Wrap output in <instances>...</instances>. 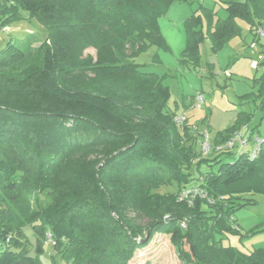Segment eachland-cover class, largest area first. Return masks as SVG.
I'll return each mask as SVG.
<instances>
[{
	"label": "trees",
	"instance_id": "obj_1",
	"mask_svg": "<svg viewBox=\"0 0 264 264\" xmlns=\"http://www.w3.org/2000/svg\"><path fill=\"white\" fill-rule=\"evenodd\" d=\"M171 1L0 0V30L23 12L47 29L38 46L32 32L0 49V264H43L48 234L65 264H129L157 233L182 264H264V248L222 244V235L242 234L235 212L253 203L238 196L264 192V140L254 158L203 156L202 135L168 108L163 76L135 61L152 46L170 49L159 18ZM225 2L228 16L213 22L209 12L207 33L186 20L182 62L199 64L207 35L217 51L240 34L237 18L255 35L264 26V0ZM255 82L264 107V70ZM252 119L240 112L212 144ZM202 124L211 129L208 114ZM190 185L206 196L180 199Z\"/></svg>",
	"mask_w": 264,
	"mask_h": 264
},
{
	"label": "rangeland",
	"instance_id": "obj_2",
	"mask_svg": "<svg viewBox=\"0 0 264 264\" xmlns=\"http://www.w3.org/2000/svg\"><path fill=\"white\" fill-rule=\"evenodd\" d=\"M225 1L172 0L167 11L159 18L160 29L170 49L163 50L152 46L137 56L135 61L142 64L143 70L154 71L163 76V83L168 86L170 92L167 101L169 109L178 114L193 116V123L199 125L202 124L206 114L209 119L214 116L215 124L210 127L212 138L218 132L234 126L240 112L251 113L253 119L248 131L253 132V135L247 148L251 151L255 146V136L264 138V107L261 106V98L256 94L260 85L255 82V77H260L264 67L262 64L258 69L251 66L253 60L258 61L261 53L264 54V37L258 39L250 29V22L237 18L236 21L241 26L240 34L226 41L217 51L213 49L211 38L207 35L201 44L199 64L182 62V54L187 45L186 20L190 17L196 20L198 28L207 33L209 12L213 14V22L228 16ZM23 14L24 19L0 30V49L5 47L9 40L18 43L32 32L35 34L30 40L32 39L34 46H38L47 36V29L43 24L36 19H29L26 12ZM255 40L258 44L252 47L251 44ZM86 53L95 55V49L90 47L85 50ZM155 53H158L159 61L154 59ZM197 94H202L205 100L200 106L194 103L189 105L187 102L194 101ZM184 103L189 106L185 107ZM232 151L233 154L227 157L229 160L236 151H239V147H235ZM120 168L129 173L126 164H122ZM238 197V201L250 199L253 203L235 212L242 234H224L222 244L231 245L241 253L250 254L255 249L264 248V192L255 190L240 194ZM43 201L47 203L48 198L43 196ZM24 229L35 245L36 239L32 227L27 226ZM31 253L34 254L35 250L32 249ZM40 259L43 264H65L51 242L46 244L45 252L40 255ZM129 264L182 263L170 243L169 236L157 233L147 246L136 250Z\"/></svg>",
	"mask_w": 264,
	"mask_h": 264
},
{
	"label": "built area",
	"instance_id": "obj_3",
	"mask_svg": "<svg viewBox=\"0 0 264 264\" xmlns=\"http://www.w3.org/2000/svg\"><path fill=\"white\" fill-rule=\"evenodd\" d=\"M256 37L258 39H260L261 37H264V26L263 25H259L256 30ZM257 42L256 40L252 42L251 46L255 47L257 46ZM262 61H264V54L261 53L260 55V59L257 60H253L251 63V66L255 69H258L259 66L262 64ZM264 67V65H263ZM194 104L196 106H200L201 103L205 100L204 96L202 94H197L194 98ZM175 121L178 124H184L185 122H189L188 116L186 114H177L175 116ZM191 127L193 128L194 131L199 132L201 136V140H200V150L203 156L209 155L210 153H212L213 151L216 152H221V151H226V150H232L235 147H239V151H244L247 150V148L250 145V138L249 135L244 134L242 131L235 133V135L228 139L225 143L222 144H218L216 146H214L212 144V140H211V134H210V130L208 128V126L206 124H196L193 122H189ZM264 138H261L260 136H255L254 138V143L255 146L254 148L250 151V157L254 158L258 155L259 150L261 148V144L263 142ZM196 196H206V193L203 192V190L198 187L197 185H190L188 187H185L183 189V191H181L179 198L180 199H189L190 202H192V200L196 197ZM211 200V199H210ZM235 227L237 229H240V225L236 222ZM49 236V241L51 242L52 239L50 237V234H48Z\"/></svg>",
	"mask_w": 264,
	"mask_h": 264
},
{
	"label": "crops",
	"instance_id": "obj_4",
	"mask_svg": "<svg viewBox=\"0 0 264 264\" xmlns=\"http://www.w3.org/2000/svg\"><path fill=\"white\" fill-rule=\"evenodd\" d=\"M187 103H189V105H194V104H193L194 101H190V102H187ZM184 105H185V107H188V106H189V105H187L186 103H184ZM184 114H185V113H184ZM187 116H188L189 122H193V121H194L193 116H190V115H188V114H187ZM213 124H215V118H214V116H212V117L209 119V125H210V127H211ZM248 128H249V127H248ZM248 128H244V129L242 130V132H243L244 134H246ZM248 132H249V131H248ZM249 133H250V132H249ZM229 241H230V239H229Z\"/></svg>",
	"mask_w": 264,
	"mask_h": 264
}]
</instances>
